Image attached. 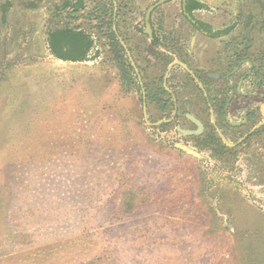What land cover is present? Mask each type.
Here are the masks:
<instances>
[{
  "label": "rangeland",
  "instance_id": "rangeland-1",
  "mask_svg": "<svg viewBox=\"0 0 264 264\" xmlns=\"http://www.w3.org/2000/svg\"><path fill=\"white\" fill-rule=\"evenodd\" d=\"M31 1L11 0L0 27V264H264V124L237 143L169 125L113 32L179 8L125 1L117 25L111 1L86 0L97 49L67 63ZM202 1L263 41L264 0Z\"/></svg>",
  "mask_w": 264,
  "mask_h": 264
},
{
  "label": "flooded vegetation",
  "instance_id": "flooded-vegetation-1",
  "mask_svg": "<svg viewBox=\"0 0 264 264\" xmlns=\"http://www.w3.org/2000/svg\"><path fill=\"white\" fill-rule=\"evenodd\" d=\"M125 1L137 0L113 4L114 24L128 9ZM31 2L35 8L36 0ZM87 9L72 12L85 14ZM195 13L153 10L144 26L114 25L113 32L125 57L123 44L135 54L139 74L132 69L144 100L156 112L172 113L169 125L179 122L186 131L197 132L188 136L207 139L213 134L221 143L218 130L231 143L247 141L264 124V36L262 42L255 41L252 26H221L218 18L206 21Z\"/></svg>",
  "mask_w": 264,
  "mask_h": 264
},
{
  "label": "crops",
  "instance_id": "crops-1",
  "mask_svg": "<svg viewBox=\"0 0 264 264\" xmlns=\"http://www.w3.org/2000/svg\"><path fill=\"white\" fill-rule=\"evenodd\" d=\"M60 1H61V4H60ZM98 1H104V3H106L105 0H98ZM107 1H109V2L111 1L112 5L113 4L116 5V2H117V0H107ZM194 1L204 5L203 8L193 9L192 10V11H196L195 15L199 19H204V20L207 21V20H210L211 18L216 17L214 15V13H212V14H210V13H208V14L202 13V11H204L206 9V5L204 4V2L202 0H194ZM10 2H11V0H8L6 3L2 4L1 0H0V13L2 14V18H0V27H1V21L3 19H5L6 15L8 13L9 7L11 6ZM36 2H38V1L36 0ZM188 2H189V0H169V4L175 5L177 8H179L178 10H181V9L188 10L187 9L188 8ZM39 3H40L39 6L43 7L42 11H44V17H45V27L43 28V30L41 32V34H43V36H44L43 37V39H44L43 45H45L44 49L46 50V48H47L49 53L56 60H59L52 54V51L50 49V35H52V34H54L56 32H60V31L61 32H70L71 34L82 32V33L86 34L88 37H90V41L92 43L91 48L86 53L85 60L84 61H77V62L63 61V60H59V61L67 62V63L88 62L94 56L98 44H97V42L95 40L94 32L91 31V30L90 31H86L84 29V27H81L80 26V23L82 22L81 18L79 17L77 12L76 13L72 12V10L76 9V6H78L80 3H83V8H85L87 6V1L86 0H39ZM153 7H154V10L156 12H158V11H161V10H159V8L162 7V6H159L158 3H157ZM3 8H7V12L5 13V16H4V13L2 11ZM102 8H105V6H102ZM105 10H107V9L105 8ZM150 13H148V15H150ZM52 22H54V24L50 25ZM238 27H242V26H238ZM70 33H68V37H66V38H67L68 41L72 42L73 38H72V35H70ZM58 45L62 49H64V52H68L69 49H70V47L69 48L65 47L66 43L64 44V43H60V41H58ZM70 46H71V43H70ZM123 46L126 49V54H127L128 58H129L130 62H134L135 65H136L137 62L135 60H133L135 58L134 52H132L130 50H127V48H126V46L124 44H123ZM68 55L70 56L71 53L68 54ZM71 56L75 57L73 55H71ZM177 65H180L181 69L188 70V68L185 65L181 64V63H177ZM136 69H137V66H136ZM136 69H135V71H136ZM177 70H178V68L175 67L173 72H175ZM136 73L139 74V69H137ZM218 132H219V134H222L219 130H218ZM190 134H192V132H190Z\"/></svg>",
  "mask_w": 264,
  "mask_h": 264
},
{
  "label": "trees",
  "instance_id": "trees-1",
  "mask_svg": "<svg viewBox=\"0 0 264 264\" xmlns=\"http://www.w3.org/2000/svg\"><path fill=\"white\" fill-rule=\"evenodd\" d=\"M204 5L201 3H198L194 0H189L188 2V10H193V9H200L203 8ZM79 9H83V3H80L78 6H76V10L79 11ZM105 10V8H103ZM105 14H107V10L104 11ZM3 13L5 15V13L7 12V8H3ZM68 33L70 32H56L52 35H50V49L52 51V54L59 60H63V61H72V62H77V61H84L85 60V56L86 53L89 51V49L92 46V43L90 41V37H88L86 34L79 32V33H73L70 35H72V42L68 41L66 37H68ZM58 41H60V43H66L65 47L69 48L68 52H64V49H62L59 45H58ZM71 43V46H70ZM75 56L72 57L71 55L69 56L68 54H70ZM130 196L132 197V195H127V193H122L121 195V199L124 202V206L121 208L120 212L122 216H129L131 214H133L136 209L133 206V199L130 198ZM102 255V254H101Z\"/></svg>",
  "mask_w": 264,
  "mask_h": 264
},
{
  "label": "water",
  "instance_id": "water-1",
  "mask_svg": "<svg viewBox=\"0 0 264 264\" xmlns=\"http://www.w3.org/2000/svg\"><path fill=\"white\" fill-rule=\"evenodd\" d=\"M153 9H154V7H151L150 10H149V13H150ZM148 18H149V15H148ZM132 65H133V67L136 69V65H135L134 62H132ZM136 71H137V69H136ZM186 134H190V132H187ZM220 135H221V137L223 138V140L225 141L224 136H222V134H220Z\"/></svg>",
  "mask_w": 264,
  "mask_h": 264
}]
</instances>
